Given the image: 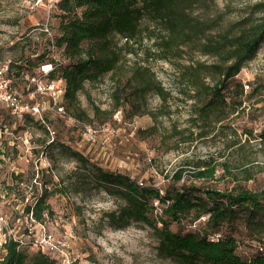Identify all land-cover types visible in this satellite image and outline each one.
<instances>
[{
	"label": "rangeland",
	"instance_id": "1",
	"mask_svg": "<svg viewBox=\"0 0 264 264\" xmlns=\"http://www.w3.org/2000/svg\"><path fill=\"white\" fill-rule=\"evenodd\" d=\"M34 1L0 0V61L9 59L13 63L9 77L11 80L14 77L13 86L20 90L26 87L25 76H16L17 64L42 51L61 58L52 46L58 33L60 12L56 8L45 9ZM258 3L264 0H197L187 5V11L214 24L215 33L235 34L264 16V11L256 9ZM140 28L142 37L131 41V46L123 45L125 39L120 35L113 37L120 48L119 64L113 71L85 80L78 92V107L86 113L84 121L95 129L97 140L93 145L85 144L80 129L64 120L52 119L54 133L51 134L31 120L19 121L0 111V130L15 142L13 148L5 149L7 155L46 157V171L43 170L41 179L46 184L51 207V213L46 214V235L68 244L64 245V252L75 257L74 264L178 263L156 255L155 235L145 223L108 225L102 215L114 208L116 202L94 186L92 175L69 158L61 145H68L88 157V167L99 165L160 188L167 184L185 157L213 156L219 162L229 163L238 177L243 173L234 166L252 160L253 177L242 180V184L250 189L264 187V143L257 137L264 127V40L226 89L231 105L241 101L240 106L227 118L215 121L212 114L202 119L197 116L195 110L201 104L202 94H194L198 86L192 85L189 76L192 69L187 67L195 61L209 64L218 59L200 50L204 38L178 45L161 44L160 36L166 37L169 33L147 12L140 19ZM145 67L163 86V95L150 90L138 97L133 92L130 76ZM202 74L203 81L211 84V77L203 71ZM239 82L243 86L240 94L236 85ZM116 91L120 92L117 104ZM26 128L31 133L32 147L28 149L20 138ZM179 130H183L182 135L176 133ZM198 131L206 133L195 137ZM185 136L188 137L185 142L177 143ZM24 164L27 168L23 176L28 179L31 162ZM219 173L225 177L215 185L231 187L230 175L221 168L217 170ZM154 212L158 213L159 209ZM257 220L264 223V213ZM197 224L183 220L180 224L173 222L170 227L195 229ZM239 229L237 252L244 258L257 255L264 258V227L240 224ZM70 234L75 235L73 241L69 240Z\"/></svg>",
	"mask_w": 264,
	"mask_h": 264
},
{
	"label": "trees",
	"instance_id": "2",
	"mask_svg": "<svg viewBox=\"0 0 264 264\" xmlns=\"http://www.w3.org/2000/svg\"><path fill=\"white\" fill-rule=\"evenodd\" d=\"M196 1L60 0L55 7L60 12V21L52 46L61 54V58L55 60L54 55L46 51L36 53L34 57H27L17 64L16 76L32 75L40 64L52 62L54 68L48 73V78L63 80L67 113L84 120L86 113L78 107L77 97L83 82L115 70L121 54L113 37L120 35L125 39L123 45L128 46H131V41L141 39L140 19L147 12L169 33L166 37L160 36L161 44L169 45L172 42L178 45L179 42L204 38L200 50L218 58L209 64L195 61L187 67L192 69L189 75L192 85L198 86L194 94H202L201 104L195 110L197 116L202 119L212 114L213 120L221 121L241 104L238 101L231 105L226 89L243 63L255 55L258 45L264 40V16L238 33L219 34L212 31L216 28L214 24L200 20L187 11V5ZM256 9L264 11V3H258ZM12 66L11 62L9 73ZM202 71L211 77V84L203 81ZM130 78V81L133 80V92L138 97L150 90L159 95L165 92L148 67L134 71ZM236 85L239 94L242 93V83ZM119 93L114 94L116 104L119 102ZM96 110L99 111L98 108ZM0 111L12 117L4 107L0 106ZM52 119L63 121L60 117L46 114V123L50 126ZM24 120H31L45 129L43 124L29 115L21 121ZM176 133L182 135L183 130ZM205 133L198 131L195 137ZM257 137L264 143V127ZM187 138L180 137L177 143L185 142ZM61 146L69 158L86 168V174L92 175L94 186L104 190L116 202L114 208L102 215L108 225L123 227L134 221L145 223L155 235L156 255L171 258L178 264H264V258L260 255L244 258L237 252L240 224L264 227V223L257 220L258 215L264 213V187L250 189L242 184V180L253 177L252 160L234 166L243 173L238 177L229 163L219 162L213 156L185 157L173 170L167 184L160 188L99 165L88 167V157L68 145ZM218 168L230 175L233 181L231 187L220 188L215 185L225 177L223 173L217 174ZM9 181V178H0L1 184L7 188L10 185L5 184ZM48 196L47 188H44L33 207L37 220L42 221L44 213H51ZM155 202L159 205H154ZM156 208L159 209L158 213L154 212ZM183 220L198 224L195 229L173 230L170 227L173 222L180 224ZM216 233H219V237L212 239L211 236ZM0 264L56 262L48 252L10 241L0 246Z\"/></svg>",
	"mask_w": 264,
	"mask_h": 264
},
{
	"label": "built area",
	"instance_id": "3",
	"mask_svg": "<svg viewBox=\"0 0 264 264\" xmlns=\"http://www.w3.org/2000/svg\"><path fill=\"white\" fill-rule=\"evenodd\" d=\"M59 1L35 0L34 2L49 10L55 8ZM54 59L58 60L56 57ZM53 68L52 62L42 63L32 75H26L29 87L28 96L25 97L18 88L12 85L9 77L10 60L0 61V106L19 121L28 115L33 117L43 124L45 129L47 127L51 134L54 131L46 123V114L60 117L65 123L80 129L81 140L85 144L93 145L97 140L94 127L83 119L67 113L64 106L63 80L48 78V73ZM20 138L23 146L27 149L32 147L31 133L28 128L23 131ZM23 159L31 162V174L28 179L19 169L18 163ZM3 163L7 164L6 171L3 170ZM0 170H2V178L10 179L5 184L10 185V188L0 182V246L14 241L19 246L48 252L55 259L56 264H74L75 257L64 252V247L68 244L54 238L51 239V234L46 235V213L42 221L37 220L33 214V207L43 189L46 188V184H42L41 181L43 172L46 171V157L42 154L36 158H32L30 154L19 155L17 158L11 157V154L2 155ZM69 236L71 238L69 240L75 239V235L70 234ZM218 237L219 233L211 236L212 239Z\"/></svg>",
	"mask_w": 264,
	"mask_h": 264
},
{
	"label": "crops",
	"instance_id": "4",
	"mask_svg": "<svg viewBox=\"0 0 264 264\" xmlns=\"http://www.w3.org/2000/svg\"><path fill=\"white\" fill-rule=\"evenodd\" d=\"M26 75H28V74H26ZM26 75H25V83H24L26 85V87L22 88V90L19 89L25 97L28 96V87H29V80L27 79ZM12 82H13V80H12ZM12 85H13V83H12ZM31 88H32V86H31ZM8 133H10V132H8ZM6 134L7 133H5V131L0 130V157L2 155H7V153H6L7 151H5V149L13 148L12 144L15 143L14 139H10V137ZM25 162H26V160L23 159V160H20L18 163L19 169L24 174L26 173V168H27V166L24 164ZM3 166H4L3 170L6 171L7 170V164L3 163ZM1 173H2V170H0V178H2V176H3V175H1Z\"/></svg>",
	"mask_w": 264,
	"mask_h": 264
}]
</instances>
